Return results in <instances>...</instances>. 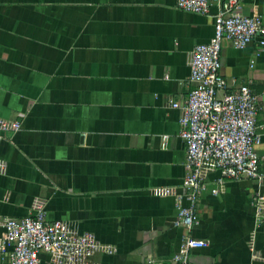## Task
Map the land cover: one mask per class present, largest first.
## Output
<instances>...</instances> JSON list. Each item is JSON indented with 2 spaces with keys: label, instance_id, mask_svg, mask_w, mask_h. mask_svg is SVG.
<instances>
[{
  "label": "crops",
  "instance_id": "obj_1",
  "mask_svg": "<svg viewBox=\"0 0 264 264\" xmlns=\"http://www.w3.org/2000/svg\"><path fill=\"white\" fill-rule=\"evenodd\" d=\"M176 1L0 0V118L21 121L0 137V217L43 211L68 222L112 249L95 264H173L186 234L176 204L187 202L171 104L192 87L189 56L213 37L216 12ZM241 2L264 27V0ZM220 59L228 90L246 84L257 96L264 173V50L258 39L243 49L223 41ZM218 175L207 174L196 206L189 235L205 246L190 264H264L253 203L264 182L228 180L212 194Z\"/></svg>",
  "mask_w": 264,
  "mask_h": 264
},
{
  "label": "built area",
  "instance_id": "obj_2",
  "mask_svg": "<svg viewBox=\"0 0 264 264\" xmlns=\"http://www.w3.org/2000/svg\"><path fill=\"white\" fill-rule=\"evenodd\" d=\"M175 5L181 11L207 16L216 9L213 37L208 43L195 46L189 56L192 87L182 103L171 104L180 111L187 202L176 204L177 222L186 234L172 263L190 264V251L205 246L189 232L197 224L199 198L208 190L207 174L219 173L212 194L221 192L228 180H251L258 185L264 182L255 150L260 142L257 96L246 84L229 91V83L220 72L222 42L243 49L258 39L260 50H264V27L259 17L243 14L241 0H177ZM20 125L19 120L0 118V137L3 132L18 131ZM253 203L260 225L264 219V196L257 195ZM97 252L110 253L112 249L101 245L90 233H78L68 222L48 221L43 211L20 219L0 217V264H40L41 254L53 264H95L91 258Z\"/></svg>",
  "mask_w": 264,
  "mask_h": 264
}]
</instances>
